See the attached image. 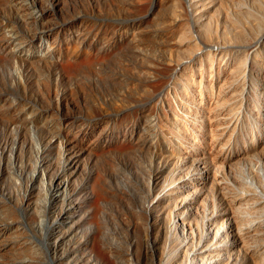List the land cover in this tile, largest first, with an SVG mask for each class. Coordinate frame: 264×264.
<instances>
[{
    "label": "rangeland",
    "instance_id": "rangeland-1",
    "mask_svg": "<svg viewBox=\"0 0 264 264\" xmlns=\"http://www.w3.org/2000/svg\"><path fill=\"white\" fill-rule=\"evenodd\" d=\"M255 1L0 0V264L264 258Z\"/></svg>",
    "mask_w": 264,
    "mask_h": 264
},
{
    "label": "bare ground",
    "instance_id": "bare-ground-1",
    "mask_svg": "<svg viewBox=\"0 0 264 264\" xmlns=\"http://www.w3.org/2000/svg\"><path fill=\"white\" fill-rule=\"evenodd\" d=\"M233 1V3L235 4V6H236V8H240L241 7V4H240V2H241V0H232ZM257 1H255L254 0V9H258V5H256L255 3H256ZM258 6V7H257ZM260 8V7H259ZM261 9V8H260ZM262 10V9H261ZM247 15H251V13H247ZM254 164H256V161L254 162ZM258 178H260V176H257ZM223 184H225L224 182H223ZM226 185V184H225ZM261 187H264V181L262 180V182H261ZM262 205H264V198H263V200H262ZM184 205H187V206H189V207H196L194 204H192V203H183V206ZM263 208H264V206H263ZM196 210L198 211V209L196 208ZM197 211H196V213H197ZM180 223L182 224V225H185L186 224V222L183 220V219H181L180 220ZM208 223H211V221H208ZM188 229H189V231L190 232H192L193 231V227H192V225L191 224H189L188 225ZM237 230L240 232V234H241V240L243 239V240H245V233H244V229L242 228V227H237ZM180 232L182 233V235H186V232H185V230L182 228V230H180ZM191 234V233H190ZM242 240V243H243V246H247L246 245V241H243ZM252 252V251H251ZM253 256H254V259H255V261H256V263L257 264H264V258L262 257V256H259V255H257V254H255L254 252H253ZM208 264L209 263H211V261H206ZM213 264V263H212Z\"/></svg>",
    "mask_w": 264,
    "mask_h": 264
}]
</instances>
